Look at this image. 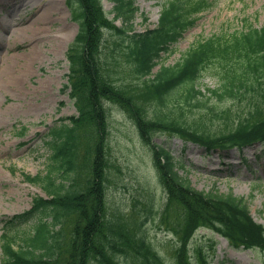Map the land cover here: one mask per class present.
I'll list each match as a JSON object with an SVG mask.
<instances>
[{
  "label": "trees",
  "instance_id": "16d2710c",
  "mask_svg": "<svg viewBox=\"0 0 264 264\" xmlns=\"http://www.w3.org/2000/svg\"><path fill=\"white\" fill-rule=\"evenodd\" d=\"M100 1L68 0L72 17L79 23L66 54L70 95L79 114L50 132L49 146L56 168L63 175H73L72 184L61 192L64 185H55L51 171L43 178L25 176L31 183L45 180L44 189L52 197L34 199L32 208L13 220H26L40 210L50 209L52 224L61 227L54 232L39 218L33 234L16 248L12 236H3L0 264H130L120 263L119 255L133 258V264H167L139 236V224L114 212L106 216L110 166L106 154V103L122 110L142 143L151 148L152 161L166 193L165 204L155 219L158 229L164 228L174 238L172 264H207L200 250H196L195 259L189 256L190 241L200 228L216 232L232 247L264 253V226L250 217L245 200L192 188L177 172L171 155L153 142L155 136L165 134L207 150L264 144V26L256 28L249 23L231 34L199 40L176 63L165 65L161 63V53L168 52L182 32L193 25L194 15L205 8L206 0L167 1L157 25L139 33L132 29L136 12L132 0H109L113 3L112 19L106 17ZM118 19L121 26L114 23ZM104 30L121 40L114 57L107 51L112 61H107L102 51ZM156 66L158 69L152 72ZM211 66L217 68L213 74L217 86L206 88L207 96L219 102L237 99L248 103L247 116L219 132L197 128L162 110L172 101L188 102L204 96L194 82ZM121 77L130 81L118 84ZM149 107L156 108L153 117H149ZM142 209L147 214L153 212L146 205Z\"/></svg>",
  "mask_w": 264,
  "mask_h": 264
},
{
  "label": "rangeland",
  "instance_id": "374dc122",
  "mask_svg": "<svg viewBox=\"0 0 264 264\" xmlns=\"http://www.w3.org/2000/svg\"><path fill=\"white\" fill-rule=\"evenodd\" d=\"M167 1L170 0H133L137 8L132 21L134 32L153 28L162 5ZM206 2L209 6L194 16L197 18L195 23L171 45V51L161 55V63H176L199 40L231 34L249 23L258 28L264 26V0ZM102 5L111 18L112 4L102 0ZM40 17L45 20L36 22ZM77 28L66 0H0V237L8 231L15 236L17 243L21 242L22 234L30 232L36 217L41 214H35L27 222L15 223L8 230L4 227L5 221L30 209L33 198H48L41 185L25 182L22 174L45 175L48 166L54 163L46 144L50 139L49 129L61 125L62 118L77 115L64 88L68 72L66 50ZM104 38V51L113 48V42L119 48L121 40L117 36L105 31ZM216 72L217 68L211 66L196 81L204 96L188 102L172 101L162 110L211 132L228 129L233 122L246 117L247 101L225 99L219 102L207 96L204 89L217 86L213 75ZM128 81L130 79L121 77L116 82L127 84ZM109 108L106 154L110 166L105 190L106 216L111 217L114 212L139 224V236H143L171 264V235L159 230L155 219L166 196L154 171L150 148L142 143L125 113L115 106ZM155 109L149 107V117H153ZM154 142L171 152L179 174L194 189L203 192L213 189L220 194L232 193L245 198L252 218L264 225V153L255 161V156L261 153L259 145L219 155L206 154L204 149L190 143H186L183 149L181 140L167 139L166 136H157ZM60 173L58 170L52 173L56 183L62 181ZM70 183L65 180L66 188ZM146 203L153 208L152 215L142 209ZM45 214L42 217L46 219ZM196 249L205 254L209 264H262L263 261L260 251L234 250L225 240L206 229L195 233L189 254L194 256ZM119 256L120 263L133 264L136 261L129 256Z\"/></svg>",
  "mask_w": 264,
  "mask_h": 264
},
{
  "label": "bare ground",
  "instance_id": "6f19581e",
  "mask_svg": "<svg viewBox=\"0 0 264 264\" xmlns=\"http://www.w3.org/2000/svg\"><path fill=\"white\" fill-rule=\"evenodd\" d=\"M55 1H57V0H55ZM45 20V17L44 18H42V17H40V18H38L37 20H36V22H42V21H44ZM25 28H27V27H25ZM22 30H25V29H22ZM223 241V240H222Z\"/></svg>",
  "mask_w": 264,
  "mask_h": 264
}]
</instances>
